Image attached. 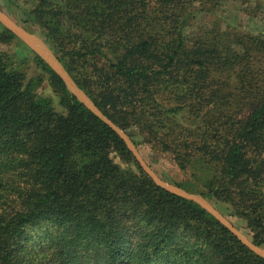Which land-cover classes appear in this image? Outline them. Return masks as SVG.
Listing matches in <instances>:
<instances>
[{
  "label": "trees",
  "instance_id": "trees-1",
  "mask_svg": "<svg viewBox=\"0 0 264 264\" xmlns=\"http://www.w3.org/2000/svg\"><path fill=\"white\" fill-rule=\"evenodd\" d=\"M213 3L38 0L23 14L108 120L130 137L144 126L182 169L198 163L187 181L228 203L261 246L264 39L188 33ZM11 37L2 26L0 40ZM42 68L65 112L0 50V264H264L198 202L155 183L116 129ZM181 114L195 118L160 129Z\"/></svg>",
  "mask_w": 264,
  "mask_h": 264
},
{
  "label": "rangeland",
  "instance_id": "rangeland-1",
  "mask_svg": "<svg viewBox=\"0 0 264 264\" xmlns=\"http://www.w3.org/2000/svg\"><path fill=\"white\" fill-rule=\"evenodd\" d=\"M38 0H0V12L14 24L17 29L8 28L5 23L0 21V30L5 27L12 33V37L7 41L0 40V50L6 52L9 55L10 61L13 66L21 70L25 77L26 82L31 80L34 83L39 95L42 97L50 99L53 107L59 112H65V109L59 103V95L54 90L50 84L49 73L43 70L42 66L46 65L49 70L54 71L61 78V71L68 74L69 79L79 90V95H75L73 91L69 90L65 84L68 91L73 94L80 102L88 103L95 107L93 101L94 96L87 94L82 88L78 86L76 81L72 78L70 73L66 70L63 63L59 60L57 54L49 47L46 40L44 39L40 25L37 21L31 19L26 20V12L32 9ZM218 1L217 4L213 3L212 9L209 13H195L193 19H190L187 25V32L193 35H204L208 37L216 36V34H237L238 38L244 35H254L264 39V0H215ZM199 5V4H197ZM211 8V6H209ZM23 32L30 36L33 40L42 44L50 56H52L55 61L50 56L46 55L41 47L30 38L26 37ZM230 38V36L228 37ZM35 56H38L42 61L38 63ZM44 56L48 57L45 58ZM57 62V63H56ZM97 111L106 115L95 107ZM193 115L181 114L174 116L172 121L166 122L165 126L160 129L162 131H169V133L177 130L174 123L187 126L188 121H191ZM145 117L140 118L139 122L144 123ZM196 125V124H195ZM116 126V125H115ZM120 132L126 137L130 148V153L132 158L138 162L140 165L141 161L153 174L154 176L164 184L174 187L180 192H185L189 195L200 197L201 200L209 205L211 209L219 214L221 217L228 220L231 225L251 244L255 245L262 252H264V244L258 246L254 244L250 237L251 233L246 227L245 221L239 219L237 216H232L228 214L230 210V205L222 202H215L214 200L208 199L202 195L192 194L185 190L182 186L184 182L191 178L192 171L196 168H200L198 163H191L184 169L180 168L178 165V160H175L174 154L169 151H161L154 143H149L145 141L146 129L144 126L137 128L136 125L131 126L133 135L130 137L124 130H121L116 126ZM125 132V133H124ZM173 136H170L172 138ZM125 143L126 139L123 137ZM127 144V143H126ZM128 146V145H127ZM133 151V152H132ZM109 157L118 165L123 168L131 166L136 168L134 162H126L122 160L120 153L117 150L110 149ZM139 160V161H138ZM197 182H201L197 180ZM184 197V196H183ZM188 198V197H185ZM190 199V198H188ZM191 200H193L191 198ZM196 202L195 200H193ZM204 208V206L201 204ZM207 212L216 216L207 208H204ZM244 234H242L238 229Z\"/></svg>",
  "mask_w": 264,
  "mask_h": 264
},
{
  "label": "water",
  "instance_id": "water-1",
  "mask_svg": "<svg viewBox=\"0 0 264 264\" xmlns=\"http://www.w3.org/2000/svg\"><path fill=\"white\" fill-rule=\"evenodd\" d=\"M0 21H2L3 23H5V25L10 28L11 30L12 29H17L14 24L12 22H10V20H8V18H6V16L4 14H2L0 12ZM23 34L30 38L31 41H34L35 43H37L39 45V47H41L40 49H42V51H44V53L48 56H50L49 52L47 51V49L40 43H38L36 40H33L30 36L26 35L24 32ZM45 58H48L46 56H44ZM49 58L53 59L55 61V59L50 56ZM57 63V62H56ZM61 75V78L63 79V81L65 82L67 88L71 91H73V93L75 95H79V90L75 87V85L71 82V80L69 79L68 77V74L63 71H61L60 73ZM84 103V102H82ZM89 109H91L93 112H95L99 117H101L102 119H104L107 123H109L110 125L113 126L114 129H116V131L121 135V137L125 138L126 137L124 136V134L122 132L119 131V129L110 121L108 120L105 116H102V114H100L99 111L96 110V106L93 107L92 105H89L88 103H84ZM126 143L128 145V147L130 148L129 144H128V141L126 139ZM131 149V148H130ZM133 152V151H132ZM139 161V160H138ZM140 162V166L150 175V177L154 180L155 183H157L158 185L162 186V187H165L166 189L172 191V192H175L181 196H184V197H188V198H192L193 200H195L196 202H198L200 205L202 204L204 206V208H207L208 210H210L218 220H220L226 227H228L244 244H246L248 247H250L252 250H254L255 252L259 253L260 255L264 256V252L261 251V249H259L258 247H256L255 245L251 244L250 242H248L234 227L233 225H231V223L226 220L225 218L221 217L219 214H217L214 209L212 210L211 207H209V205L205 204L200 197H196V196H192V195H189L185 192H180L178 191L177 189H175L174 187H171L167 184H164L163 182L159 181L155 176L154 174L141 162Z\"/></svg>",
  "mask_w": 264,
  "mask_h": 264
},
{
  "label": "crops",
  "instance_id": "crops-1",
  "mask_svg": "<svg viewBox=\"0 0 264 264\" xmlns=\"http://www.w3.org/2000/svg\"><path fill=\"white\" fill-rule=\"evenodd\" d=\"M185 182H187L186 184H185V186H184V188H185V190H187L188 192H190V193H192V194H198V195H200L198 192L199 191H201V189H202V182H195V181H193V182H188L187 180L185 181ZM184 182V183H185ZM238 217V216H237ZM239 219H241V220H243V221H245L244 219H242V218H240V217H238ZM231 222V221H230ZM238 229V228H237ZM239 230V229H238ZM240 231V230H239ZM241 232V231H240ZM242 233V232H241ZM243 234V233H242ZM244 235V234H243Z\"/></svg>",
  "mask_w": 264,
  "mask_h": 264
}]
</instances>
